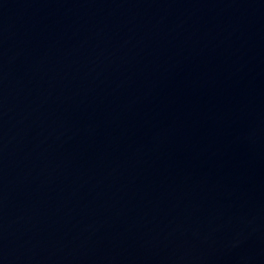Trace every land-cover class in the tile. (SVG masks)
Instances as JSON below:
<instances>
[{"label":"water","instance_id":"95a60500","mask_svg":"<svg viewBox=\"0 0 264 264\" xmlns=\"http://www.w3.org/2000/svg\"><path fill=\"white\" fill-rule=\"evenodd\" d=\"M0 264H264V0H0Z\"/></svg>","mask_w":264,"mask_h":264}]
</instances>
